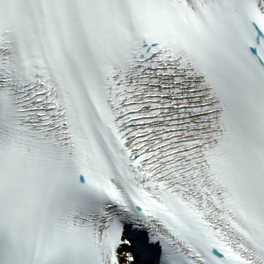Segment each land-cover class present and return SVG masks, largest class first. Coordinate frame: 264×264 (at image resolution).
I'll use <instances>...</instances> for the list:
<instances>
[{
  "label": "snow or ice",
  "instance_id": "obj_1",
  "mask_svg": "<svg viewBox=\"0 0 264 264\" xmlns=\"http://www.w3.org/2000/svg\"><path fill=\"white\" fill-rule=\"evenodd\" d=\"M0 264H264V0H0Z\"/></svg>",
  "mask_w": 264,
  "mask_h": 264
}]
</instances>
